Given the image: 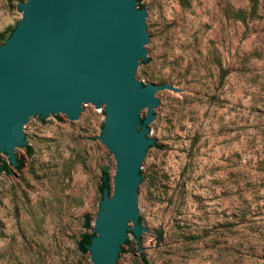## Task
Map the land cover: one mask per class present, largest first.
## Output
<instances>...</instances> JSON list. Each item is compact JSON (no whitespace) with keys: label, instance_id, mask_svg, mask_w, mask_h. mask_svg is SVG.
<instances>
[{"label":"rangeland","instance_id":"rangeland-1","mask_svg":"<svg viewBox=\"0 0 264 264\" xmlns=\"http://www.w3.org/2000/svg\"><path fill=\"white\" fill-rule=\"evenodd\" d=\"M25 0H0V33ZM155 39L142 83H167L148 135L140 223L118 264H264V0H139ZM39 118L24 167L0 172V264H92V233L115 159L98 136L104 109ZM145 115V114H144ZM89 220L90 226L85 223Z\"/></svg>","mask_w":264,"mask_h":264},{"label":"water","instance_id":"water-1","mask_svg":"<svg viewBox=\"0 0 264 264\" xmlns=\"http://www.w3.org/2000/svg\"><path fill=\"white\" fill-rule=\"evenodd\" d=\"M17 8L22 17L0 44V158L17 164L39 118L75 124L85 107L104 109L98 139L115 159L113 191L102 190L85 248L92 264H118L131 233L140 243L150 237L138 219L143 167L157 146L149 125L165 107L158 97L179 89L142 83L155 39L136 0H25Z\"/></svg>","mask_w":264,"mask_h":264},{"label":"trees","instance_id":"trees-1","mask_svg":"<svg viewBox=\"0 0 264 264\" xmlns=\"http://www.w3.org/2000/svg\"><path fill=\"white\" fill-rule=\"evenodd\" d=\"M137 1V6L139 8H143L142 5L139 4V0H136ZM254 1V0H253ZM14 28H7V30L3 31L0 33V44L3 43L7 37L11 34V32L13 31ZM155 145L154 143L152 144V146ZM27 155H31L33 150H32V147L27 144V143H24V145L22 146ZM151 147V146H149ZM16 160H17V164L15 166H13L17 171H21L24 167V160L23 159H20L16 156ZM0 172H6V173H9L10 172V167H9V164L4 162L1 166H0ZM103 172V184L100 186V192L102 193V190L104 187H107V179H108V176H107V171L105 169L102 170ZM141 173V171H140ZM108 188V187H107ZM110 193V192H109ZM139 222L141 221V218L139 217ZM86 227H89L90 226V222L89 220L86 221L85 223ZM131 233V232H129ZM95 235V231L93 229L92 233L88 234V233H83L82 236H81V239L77 242V245H78V248L83 251V252H87V249L85 248V244H88L90 243V240H91V237ZM129 243V240L128 238L125 240V242L123 244H128ZM123 244L121 245V251H123Z\"/></svg>","mask_w":264,"mask_h":264}]
</instances>
